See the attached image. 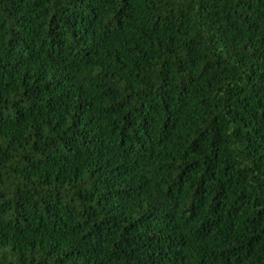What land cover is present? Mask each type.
Segmentation results:
<instances>
[{
  "label": "trees",
  "instance_id": "16d2710c",
  "mask_svg": "<svg viewBox=\"0 0 264 264\" xmlns=\"http://www.w3.org/2000/svg\"><path fill=\"white\" fill-rule=\"evenodd\" d=\"M0 264H264V0H0Z\"/></svg>",
  "mask_w": 264,
  "mask_h": 264
}]
</instances>
